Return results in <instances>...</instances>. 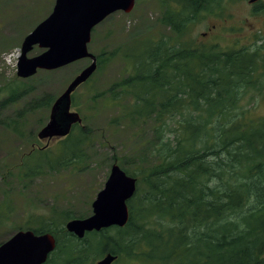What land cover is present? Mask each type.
Returning a JSON list of instances; mask_svg holds the SVG:
<instances>
[{"label":"trees","instance_id":"1","mask_svg":"<svg viewBox=\"0 0 264 264\" xmlns=\"http://www.w3.org/2000/svg\"><path fill=\"white\" fill-rule=\"evenodd\" d=\"M187 3L207 8L214 0ZM191 20L170 11L162 22L179 39ZM170 41L139 50L137 73L119 84L122 96L135 100L128 115L151 116L158 161L141 176L127 171L139 177L129 223L115 229L119 239L106 236L110 229L101 235L119 255L126 242L147 241L158 264H264V115L246 108L264 96V40L255 49L212 51ZM79 127L67 162L82 157L87 131ZM67 237L54 254L66 264H89L90 250Z\"/></svg>","mask_w":264,"mask_h":264},{"label":"rangeland","instance_id":"2","mask_svg":"<svg viewBox=\"0 0 264 264\" xmlns=\"http://www.w3.org/2000/svg\"><path fill=\"white\" fill-rule=\"evenodd\" d=\"M177 1L137 0L134 11L116 12L96 27L89 49L101 58V64L92 79L76 91L72 107L83 117L80 127L86 128L87 138L79 145L77 155L82 157L67 162L65 147L73 155L77 137L70 135L67 143L62 139L48 143L38 139V132L49 121L54 100L90 61L20 78L17 63L23 41L50 15L56 0H0V244L29 228L55 232L65 242L66 223L92 214V204L114 163L137 176L157 163L153 120L149 115H128L135 100L131 94L122 96L119 87L137 73L139 50H149L167 39L170 43L194 41L206 51H212L214 45L255 49L264 40V0H215L207 8L201 7L179 39L162 22L163 12ZM204 32L209 35L203 36ZM43 51L35 47L28 56ZM251 100L246 106L249 113L263 116L264 96L255 95ZM106 236L121 237L115 230ZM84 240L83 245L92 249L104 237ZM103 242L105 254L92 251L89 264L111 252L110 244ZM130 251L133 256L122 252L116 264H157L142 256L149 251L145 241L133 244Z\"/></svg>","mask_w":264,"mask_h":264},{"label":"water","instance_id":"3","mask_svg":"<svg viewBox=\"0 0 264 264\" xmlns=\"http://www.w3.org/2000/svg\"><path fill=\"white\" fill-rule=\"evenodd\" d=\"M133 6L134 0H56L49 17L25 38L18 62V75L23 78L33 76L38 69L53 70L92 59L54 102L49 121L39 132L40 138L67 136L72 126L81 122L80 115L71 111L72 95L97 69V58L88 50L92 29L110 14L119 10L130 12ZM35 45L46 50L29 58L27 55ZM136 183L119 165H113L105 188L93 203L94 215L70 221L67 229L83 237L86 231L113 225L123 227L129 219L127 200L134 196ZM55 245L50 234L19 231L0 245V264H43ZM114 260V256L107 255L97 264H112Z\"/></svg>","mask_w":264,"mask_h":264},{"label":"flooded vegetation","instance_id":"4","mask_svg":"<svg viewBox=\"0 0 264 264\" xmlns=\"http://www.w3.org/2000/svg\"><path fill=\"white\" fill-rule=\"evenodd\" d=\"M184 8H185V0H179V2L177 3V5L175 6V8L173 10L180 12V11H183ZM197 9L198 8L193 6V10H194L193 15L196 13V11L197 12L200 11V9H198V10ZM207 34H208V32L207 33H203V35H207Z\"/></svg>","mask_w":264,"mask_h":264}]
</instances>
